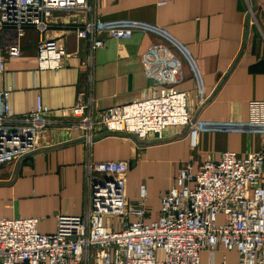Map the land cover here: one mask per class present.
Wrapping results in <instances>:
<instances>
[{
	"label": "built area",
	"instance_id": "obj_1",
	"mask_svg": "<svg viewBox=\"0 0 264 264\" xmlns=\"http://www.w3.org/2000/svg\"><path fill=\"white\" fill-rule=\"evenodd\" d=\"M88 2L0 0V168L40 149L55 126L80 132L88 144L98 126L139 140L150 134L162 139L168 127L188 126L190 144L198 146L202 126L193 116L189 93L179 88L187 66L196 80L199 102L205 103L208 94L198 61L168 29L140 20L93 17L70 28L89 42L90 65L93 51L104 45L96 38L100 32L117 39H129L137 31L157 36L160 41L141 56L143 70L153 82L151 95L107 108L99 116L94 114V99L85 93L73 107L52 110L38 96L30 112L14 113L10 98L15 88L4 85L3 78L8 59L23 54V30L34 27L41 33L38 69L58 74L66 48L43 33L56 13H81ZM6 30L15 32V40L5 46ZM250 120V125L264 130V101L251 103ZM86 170L87 208L82 215H59L55 232L42 233L38 217L0 218V264H201L200 252L208 250L213 257L219 245L239 254L235 264H264V142L258 152L246 157L226 151L219 161L209 158L196 171L184 165L176 184L161 195L159 218L150 223L144 220V184L138 207L129 206L127 161L88 163ZM106 216L124 221L121 225L106 222Z\"/></svg>",
	"mask_w": 264,
	"mask_h": 264
},
{
	"label": "crops",
	"instance_id": "obj_2",
	"mask_svg": "<svg viewBox=\"0 0 264 264\" xmlns=\"http://www.w3.org/2000/svg\"><path fill=\"white\" fill-rule=\"evenodd\" d=\"M93 17L156 24L191 49L208 98L200 104L196 80L187 66L179 88L189 93L193 116L202 126L198 146H191L188 126H170L162 139L150 134L144 140L129 133L106 132L98 126L90 144L76 130L50 128L40 149L0 168V218L38 217L42 233L57 230L59 215L85 212L88 163L127 161L129 206L138 207L144 184V220L150 223L159 218L161 195L176 184L184 165L196 171L209 158L219 161L226 151L246 157L258 152L264 142V130L249 123L251 103L264 101V0H89L81 13H56L43 36L64 45V67L58 74L39 70L37 44L41 33L34 27L24 29L23 54L8 59L3 78L4 85L15 88L10 98L15 114L30 112L38 96L56 110L75 106L80 94L85 93L94 99V114L99 116L107 108L153 93V82L143 70L141 56L160 39L140 31L129 39L100 32L96 38L104 45L93 51L90 65L89 42L79 38L70 26ZM14 40L13 30L3 33L5 46ZM161 183L166 185L159 188ZM200 260L201 264H235L239 254L219 245L213 257L202 250Z\"/></svg>",
	"mask_w": 264,
	"mask_h": 264
},
{
	"label": "rangeland",
	"instance_id": "obj_3",
	"mask_svg": "<svg viewBox=\"0 0 264 264\" xmlns=\"http://www.w3.org/2000/svg\"><path fill=\"white\" fill-rule=\"evenodd\" d=\"M166 184L165 183H161L160 184V186H158L159 188H161V187H163V186H165ZM105 221L106 222H114V223H116V224H122V222L124 221L123 219H120V218H118V217H114V218H112V217H109V216H106L105 217Z\"/></svg>",
	"mask_w": 264,
	"mask_h": 264
},
{
	"label": "water",
	"instance_id": "obj_4",
	"mask_svg": "<svg viewBox=\"0 0 264 264\" xmlns=\"http://www.w3.org/2000/svg\"><path fill=\"white\" fill-rule=\"evenodd\" d=\"M250 21V15H248V18H247V22ZM248 32H246V35H247Z\"/></svg>",
	"mask_w": 264,
	"mask_h": 264
}]
</instances>
